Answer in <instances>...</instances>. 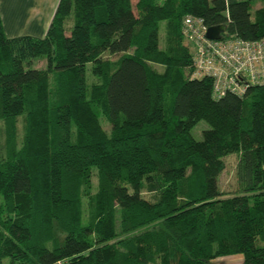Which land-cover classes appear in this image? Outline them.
I'll return each instance as SVG.
<instances>
[{
    "label": "trees",
    "instance_id": "1",
    "mask_svg": "<svg viewBox=\"0 0 264 264\" xmlns=\"http://www.w3.org/2000/svg\"><path fill=\"white\" fill-rule=\"evenodd\" d=\"M187 15L264 37V0H58L41 38L0 22V264H264V82L214 97Z\"/></svg>",
    "mask_w": 264,
    "mask_h": 264
},
{
    "label": "built area",
    "instance_id": "2",
    "mask_svg": "<svg viewBox=\"0 0 264 264\" xmlns=\"http://www.w3.org/2000/svg\"><path fill=\"white\" fill-rule=\"evenodd\" d=\"M207 26L199 17H183L180 33L189 47L192 76L212 80V93L241 95L248 85L264 82V37L245 40L236 36L207 39Z\"/></svg>",
    "mask_w": 264,
    "mask_h": 264
},
{
    "label": "crops",
    "instance_id": "3",
    "mask_svg": "<svg viewBox=\"0 0 264 264\" xmlns=\"http://www.w3.org/2000/svg\"><path fill=\"white\" fill-rule=\"evenodd\" d=\"M57 2L58 0H0V22L4 36L43 37ZM227 257L235 258L234 264L240 263L239 255Z\"/></svg>",
    "mask_w": 264,
    "mask_h": 264
},
{
    "label": "rangeland",
    "instance_id": "4",
    "mask_svg": "<svg viewBox=\"0 0 264 264\" xmlns=\"http://www.w3.org/2000/svg\"><path fill=\"white\" fill-rule=\"evenodd\" d=\"M259 5H261L260 1H254L252 3V10L254 8H257ZM165 24V22H160L159 25V45L160 47L164 46V30L162 26ZM116 56L112 57V59H115ZM31 68H44L45 67V60L43 58L35 59L30 64ZM86 81L89 83L91 81V77L89 75V69L86 70ZM100 123L102 125V128L105 132H108L109 126L107 123L104 122L103 118H100ZM207 126L204 121H199L196 123V125L190 130V135L193 139L199 140L201 138L200 132L202 129H205ZM74 126L71 125L70 132L73 134ZM16 132L17 137L19 138L21 136V120L18 118L16 121ZM72 138L71 135H69V140ZM223 162V169L220 172V174L217 177V186L220 191V193L223 194V196H227L233 193L234 187H235V178H234V168L236 163V155L234 154H228L227 156L222 158ZM95 173L94 171L91 172L89 177V186H88V192L86 195L82 197V205H83V213H84V207L87 201V196H93L95 192ZM146 197V195H143ZM235 258H221L217 259L215 261L209 262V264H234L236 261ZM239 262V261H238ZM239 264V263H236Z\"/></svg>",
    "mask_w": 264,
    "mask_h": 264
},
{
    "label": "water",
    "instance_id": "5",
    "mask_svg": "<svg viewBox=\"0 0 264 264\" xmlns=\"http://www.w3.org/2000/svg\"><path fill=\"white\" fill-rule=\"evenodd\" d=\"M224 26H213V27H207L205 31V37L207 39L216 40L220 37V33L224 32Z\"/></svg>",
    "mask_w": 264,
    "mask_h": 264
}]
</instances>
